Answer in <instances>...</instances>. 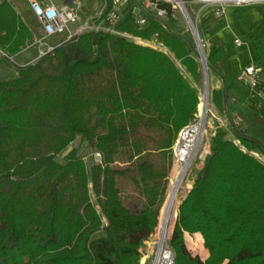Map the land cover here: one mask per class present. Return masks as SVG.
Returning <instances> with one entry per match:
<instances>
[{
	"label": "trees",
	"instance_id": "trees-1",
	"mask_svg": "<svg viewBox=\"0 0 264 264\" xmlns=\"http://www.w3.org/2000/svg\"><path fill=\"white\" fill-rule=\"evenodd\" d=\"M131 5L117 33H80L0 80V264H140L166 197L171 147L199 103L186 76L197 84L201 72L170 7L165 20L146 11L140 26ZM32 38L14 1L0 0V51L15 54ZM218 51L209 50V69ZM226 96L225 86L211 92L220 111ZM229 122L234 138L215 129L177 207L172 264H264V164L249 153L264 154V127L245 114ZM77 137L100 162L88 165L78 147L60 155ZM184 233L201 235L205 259Z\"/></svg>",
	"mask_w": 264,
	"mask_h": 264
},
{
	"label": "built area",
	"instance_id": "built-area-1",
	"mask_svg": "<svg viewBox=\"0 0 264 264\" xmlns=\"http://www.w3.org/2000/svg\"><path fill=\"white\" fill-rule=\"evenodd\" d=\"M27 3L30 14L34 17L41 29V35L34 41L38 49L37 58L45 56L53 51L54 46L46 42V38L56 33H66L67 40H70L80 33L86 31H104L108 33H117L115 26L122 18V10L127 5L129 0H109L110 7L106 13H103L107 6V1L102 3L101 7L94 15H89L85 19L80 18L83 3L82 0H68L61 8L54 5L50 0L42 4L39 0H24ZM261 4L264 5V0H132L131 14L135 18L138 25L142 26L146 23L147 12H150L154 17L165 20L167 15V6L173 11L177 9L185 20L186 28L191 35V23L197 35V46L201 51H205L207 40L203 39L198 32L197 25L201 20L203 13L210 10L215 16L223 17L225 10L228 7H242ZM191 11L193 19L191 18ZM93 19H96L93 22ZM70 25H76L74 29ZM66 40V41H67ZM149 41V40H147ZM154 47L162 50V45L150 41ZM236 45H241L239 38L234 39ZM164 49V48H163ZM3 56L6 54L0 51ZM200 60V59H199ZM263 70L262 65L250 62L236 74V80L244 84L248 88L249 96L255 97L257 102L256 108L262 109L264 104V92L260 88V74ZM207 112V111H206ZM205 131V120L201 123L200 117L196 113L194 118L184 125L173 142L171 147L172 160L178 166L179 170H183L182 176L189 168L191 161L197 152V146L202 139ZM238 145L239 142L235 141ZM241 147V146H240ZM243 148V147H241ZM252 156L264 164V154L250 151ZM92 157L95 162H100L101 156L98 152H93ZM181 176V179H182ZM163 252H168L169 257L167 264L173 263V251L169 247H165Z\"/></svg>",
	"mask_w": 264,
	"mask_h": 264
},
{
	"label": "rangeland",
	"instance_id": "rangeland-1",
	"mask_svg": "<svg viewBox=\"0 0 264 264\" xmlns=\"http://www.w3.org/2000/svg\"><path fill=\"white\" fill-rule=\"evenodd\" d=\"M17 1L21 3L23 2V0H17ZM104 1L106 0H82L84 4L82 7L81 17L83 18L89 15H94V13L99 10V8L101 7L102 3H104ZM17 6H18L17 12L19 16L23 18V20L26 22L27 26L31 29V31L37 35L38 34L37 24L33 22L31 19L28 20L26 16L24 15L21 7H19V5ZM20 9H21V12H20ZM225 11H226V19H227L228 27L224 26L223 28H221V30H219V33H216L215 35L213 34V32H211L210 33L211 34L210 36L212 37L211 42L214 39L217 42L219 41L220 43L224 45V51L227 56L237 54L239 55L241 60H246L249 58V56H252V57L264 56V6H261V5L243 6V7L237 8L236 10H234L233 8H226ZM172 17L176 20L177 26L179 27L180 31H183L186 35L190 36L191 33L188 32L189 30L186 28L185 20L177 9H174L172 11ZM191 18L193 19L192 11H191ZM64 33H61L60 35L64 36ZM190 37H192V35ZM235 37H238L244 44L241 46H236L233 42V39ZM130 38L134 40L136 43L146 45L149 47H154L153 43L150 41L142 40L137 37H130ZM161 49L162 51H166V49H163V48ZM32 51H33V48L19 55L18 54L8 55L7 61L4 60V56L0 52V80H6L8 78L13 77L15 74L14 66L17 63L22 62L26 54ZM197 61L199 62V70L201 72V79L199 83L196 84L193 81V79L190 78V76H188L183 70H182V73L184 75H187L186 77L190 80L191 84L197 89L198 99L200 103L201 94L204 91V87H203V78H202V67H201V63L198 57H197ZM207 71L208 73L210 72L209 68L207 69ZM208 88H209L208 89L209 98H208V106L206 110L207 112H205V114L201 116L198 110L199 103L197 104V108H196V115L198 114L199 117L201 116V118L203 119V123L205 120V131L203 133L201 141L199 142L197 146V152L194 156V159L191 161L189 168L185 172L184 176H182L181 184H180L178 195H177V207L179 203L181 202L182 198H184L187 192L189 191L186 188L185 182L188 177L190 178L192 175L194 176V172H195L194 166L196 167L200 165L202 167L203 165L204 157L209 152L210 138L214 134L215 129L217 127H221L225 129L227 131V137L233 139V136L231 135V132H230L229 120L225 119L224 114L221 111H219L215 107V105L212 103L211 101L212 88L209 86ZM236 108L242 109V110L244 109L242 108V106H239V105H237ZM74 147L79 148L80 155L83 156L84 160L87 162L88 165L94 162V159L92 157V149H90L88 146H86L83 143L81 144L78 137L66 149H64L60 153V155H64L66 152H68L70 149ZM176 166L177 165L171 159V167H170L168 178H167V181H168L167 190L169 186V181L172 176V172H175L178 169V166L177 167ZM91 194H92V201H94L93 191L91 192ZM124 198L127 204L134 210L141 208L142 203L139 199L133 198L132 195L126 196ZM153 234L148 238V242L144 246L143 250L140 249L142 253L140 264H154L155 245H153ZM169 238L167 239V242L164 244V247L165 246L169 247L168 245ZM185 243L188 249L194 255L195 254L199 255L202 259L206 258L204 253L208 255V253L203 248L202 239L198 235H194V236L186 235ZM142 259L144 260L141 261Z\"/></svg>",
	"mask_w": 264,
	"mask_h": 264
},
{
	"label": "crops",
	"instance_id": "crops-1",
	"mask_svg": "<svg viewBox=\"0 0 264 264\" xmlns=\"http://www.w3.org/2000/svg\"><path fill=\"white\" fill-rule=\"evenodd\" d=\"M13 1H14L15 6L19 5V7H21L26 18L28 20L31 19L38 26V34L36 35L35 33H33L32 41L27 42L24 46L21 47L20 51L15 53L19 55L33 48V51L30 53H27L22 62L16 64L19 66H23V65L34 62L37 58L38 49L36 45L34 44V41L40 37L41 29L39 28V25L34 19V17L30 14L27 3L24 0L22 3L18 2L17 0H13ZM39 1L42 4H45L48 2V0H39ZM50 1L59 8L63 7L68 2V0H50ZM256 5H261V4H256ZM261 6H264V5H261ZM228 8H233L234 10H236L237 8H240V7H228ZM21 9H20V12H21ZM81 13L82 12H80V18L85 19L87 16L82 18ZM95 20L96 19H93V22H95ZM75 26L76 25H70V28L74 29ZM224 26L228 27V23L226 19V11L223 17H217L210 10H207L203 13L201 20L197 25L199 35L203 39L207 40V43H208V45L205 47L206 53L204 51L205 57L207 56L212 46H215L219 50L218 55L214 57L215 58L214 63H213L214 69H209L210 72L208 73V78H207L208 86L212 88V91L222 89L224 88V86L227 88V96L225 98L224 108L221 110V112L224 114L225 119H228L230 121V118H233L234 121L238 123L239 121H241V114H245L251 119L255 120L262 127H264V104L261 110L256 108L255 103L257 102L258 99H256L255 97H250L248 88L244 84L236 80V74L243 68V66L247 65L246 64L247 62H254L256 64L262 65L263 70L260 74V81H261L260 88L264 92V56L262 55H261L262 57L249 56V58L246 60H241L239 55L237 54L227 56L224 51V45L220 43L219 41L217 42L214 38H213L214 40H212L211 42L212 37L210 36L211 32H213L214 35L216 33H219V30H221V28H223ZM60 34L61 33H56V34L48 36L46 38V42L49 45L54 46V47L60 45L61 43H64L67 40V34L64 33V36ZM235 38H238V37H235ZM234 39H233V42H234ZM243 44L244 43H242L241 45ZM241 45H236V46H241ZM5 54L8 57L9 54L7 53ZM206 65H207V61H206ZM237 105L242 106V108L244 109L243 110L237 109L236 108ZM231 135L234 138V135L232 132H231ZM194 168H195L194 176L192 175L190 178L188 177L185 182L186 183L185 185H189V187L187 188L188 190L192 187L196 173L201 168V166L200 165L196 167L194 166ZM186 235L189 236L190 234L184 233V238L186 237ZM192 235L194 236L196 235V233ZM198 235L201 237L199 233ZM204 255L206 257L208 256L206 253H204Z\"/></svg>",
	"mask_w": 264,
	"mask_h": 264
},
{
	"label": "bare ground",
	"instance_id": "bare-ground-1",
	"mask_svg": "<svg viewBox=\"0 0 264 264\" xmlns=\"http://www.w3.org/2000/svg\"><path fill=\"white\" fill-rule=\"evenodd\" d=\"M204 76L206 79L208 78L207 69H204ZM208 98H209V90L207 91L204 90L201 94V101L198 104V110L201 116H203L207 110ZM201 116H200V120H201V123H203V119L201 118ZM182 172L183 170H179V169H177V171L175 172H172V176L169 181V186H168V190L166 193V197L159 211L158 224L153 234V245H155L154 264H167V261H168L169 254L168 252H163V250L166 247V246L164 247V244L167 242V239L169 238L172 232V229L174 227L173 225L176 219L177 195H178V190L181 184ZM188 187L189 185H186V188ZM143 260L144 259H142L141 261Z\"/></svg>",
	"mask_w": 264,
	"mask_h": 264
},
{
	"label": "water",
	"instance_id": "water-1",
	"mask_svg": "<svg viewBox=\"0 0 264 264\" xmlns=\"http://www.w3.org/2000/svg\"><path fill=\"white\" fill-rule=\"evenodd\" d=\"M190 26H191V31L193 33L192 37H193V40H194V43H195L196 52H197L198 58L200 59V63H201V67H202L203 87H204V90L207 91L208 90V81H207V79L204 76V69H207L205 53H204V51H201V50L198 49L197 40H196L197 38H195L197 33H196L195 29L193 28V24L192 23H191Z\"/></svg>",
	"mask_w": 264,
	"mask_h": 264
}]
</instances>
